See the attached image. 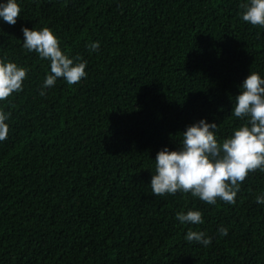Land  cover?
<instances>
[{"label":"trees","instance_id":"obj_1","mask_svg":"<svg viewBox=\"0 0 264 264\" xmlns=\"http://www.w3.org/2000/svg\"><path fill=\"white\" fill-rule=\"evenodd\" d=\"M17 2L15 25L0 18V58L28 69L0 101V264H264V172L235 204L150 186L157 152L188 125L216 122L222 141L243 123L231 111L250 71L264 78V28L242 20V0ZM45 26L87 77L41 96L50 62L23 48L22 28ZM189 209L204 223L181 224ZM189 228L211 244L188 242Z\"/></svg>","mask_w":264,"mask_h":264},{"label":"clouds","instance_id":"obj_2","mask_svg":"<svg viewBox=\"0 0 264 264\" xmlns=\"http://www.w3.org/2000/svg\"><path fill=\"white\" fill-rule=\"evenodd\" d=\"M240 8L244 22L264 28V0H242ZM20 13L17 0L0 2V18L9 25H15ZM22 32L23 48L50 62V71L39 93L41 96L46 95L43 89L54 87L58 79L71 86L87 77V61L79 56L70 57L63 51L59 38L50 28L45 26L37 30L23 27ZM87 48L90 52L98 51L100 43L90 42ZM27 72L25 67L0 58V101L23 90ZM231 113L243 123L222 141L217 139L219 124L202 118L186 127L176 150L165 146L157 152L155 173H152L150 181L154 196L180 192L190 193L209 205H215L218 200L236 203L241 184L249 174L257 170L264 172V78L258 72L250 71L240 85ZM9 116L10 113L0 109V141L8 137L9 125L6 121ZM256 202L264 204V194L257 196ZM176 218L181 224L204 223L199 210L179 211ZM218 231L221 236L228 233L223 226ZM185 239L205 247L211 244V237L192 228L188 229Z\"/></svg>","mask_w":264,"mask_h":264}]
</instances>
